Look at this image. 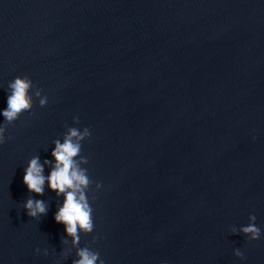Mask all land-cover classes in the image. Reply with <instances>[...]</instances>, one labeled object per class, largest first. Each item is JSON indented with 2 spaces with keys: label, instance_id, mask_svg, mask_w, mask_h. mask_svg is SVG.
<instances>
[{
  "label": "water",
  "instance_id": "water-1",
  "mask_svg": "<svg viewBox=\"0 0 264 264\" xmlns=\"http://www.w3.org/2000/svg\"><path fill=\"white\" fill-rule=\"evenodd\" d=\"M16 77L32 107L8 123ZM0 127V264H264V0H0ZM69 128L90 132L75 245L47 180Z\"/></svg>",
  "mask_w": 264,
  "mask_h": 264
},
{
  "label": "clouds",
  "instance_id": "clouds-1",
  "mask_svg": "<svg viewBox=\"0 0 264 264\" xmlns=\"http://www.w3.org/2000/svg\"><path fill=\"white\" fill-rule=\"evenodd\" d=\"M31 87L32 81L21 77H16L10 84L12 92L8 96L7 108L2 112L8 123L17 120L22 112L31 109L32 97L29 95ZM36 95L40 96L39 89H37ZM46 103L47 97H42L40 105L43 106ZM75 122L79 123L78 118L75 119ZM4 130L3 127H0V144L4 143L2 136ZM89 135L88 128H84L82 131L77 128H69L62 144L58 140L55 141L52 156L56 163L47 177L50 189L57 192V195L64 194L65 196L62 207L55 215V221L65 225V232L73 238L74 245L78 244L80 240L77 231L78 226L85 233H91L94 227L92 208L85 194V189L90 183L89 177L85 171L75 166L73 160V157H76L81 149L79 141L88 138ZM45 163H48V161H45ZM42 172L43 166L39 164L38 158L31 159L23 177V182L28 191L38 195L43 194L45 177ZM23 207L31 218L45 215L47 211L43 201L31 198L26 201ZM249 220L252 223L243 226L240 231L248 236L250 240H257L261 235V231L255 226V215H250ZM232 231L235 232L236 230L233 228ZM38 251L39 249H36V252ZM234 254L242 258V253L238 249L235 250ZM77 255L79 259L74 261L73 264H96L99 259V253L91 252L88 248H80ZM100 264H104L103 260L100 261Z\"/></svg>",
  "mask_w": 264,
  "mask_h": 264
}]
</instances>
